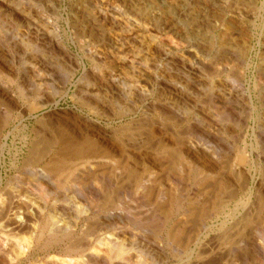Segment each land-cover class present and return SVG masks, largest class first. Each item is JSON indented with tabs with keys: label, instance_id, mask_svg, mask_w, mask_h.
<instances>
[{
	"label": "bare ground",
	"instance_id": "bare-ground-1",
	"mask_svg": "<svg viewBox=\"0 0 264 264\" xmlns=\"http://www.w3.org/2000/svg\"><path fill=\"white\" fill-rule=\"evenodd\" d=\"M250 73L255 78L247 81ZM201 96L236 122L241 145L230 148L220 139L221 115L205 120L190 109ZM68 99L75 109H60ZM90 112L112 122L129 118L127 126L142 128L159 147L150 154L144 140L136 148L127 133L94 124ZM155 115L184 127L186 140L168 136ZM194 136L225 151L211 155L202 144H212ZM9 149L38 177L42 193L17 183L0 192V264H148L136 258L162 255L156 242L187 253L201 230L207 237L214 230L216 222L207 226L208 220L222 216L218 238L229 239L232 229L242 233L229 262L261 264L264 0H0V164ZM164 164L173 177L187 175L182 188L168 190L157 179ZM71 179L101 186L90 194L72 186L78 194H67ZM193 185L197 193L185 208L184 188ZM211 188L218 193L208 196ZM151 197L156 203L147 212L129 205L148 207ZM175 215L180 218L165 239L139 233L148 230L144 220L159 217L163 225ZM253 224L258 230L246 235Z\"/></svg>",
	"mask_w": 264,
	"mask_h": 264
},
{
	"label": "rangeland",
	"instance_id": "rangeland-1",
	"mask_svg": "<svg viewBox=\"0 0 264 264\" xmlns=\"http://www.w3.org/2000/svg\"><path fill=\"white\" fill-rule=\"evenodd\" d=\"M254 54V52H252L247 58V60H248V63L249 64H251L252 66L253 65H256V63H257V61H256V59H255V56L253 55ZM253 61V62H252ZM255 63V64H254ZM62 74V73H61ZM79 77V74H77V78ZM255 77L250 73L249 74V76H248V78H247V81H248V79L249 80H253ZM76 80V79H75ZM99 94L100 95H105L104 94V92L103 91H99ZM202 98L204 97V96H201ZM204 99H206L205 97L201 100V98H200V100H201V102L199 101L198 103H197V107L196 106H194V105H192V103H190V109H193L192 111L194 112V113H196V114H199L200 113V115H202V117L203 116H205V117H200V118H202V119H205V120H209L208 118L210 117V114H211V116L212 115H215V116H213V118L214 119H217V117H220V115H221V119L219 118V119H217L218 120V123H219V125H221V127L219 126V128H220V130H221V128H222V134L220 133V139L222 138L223 140V142L228 146V147H230V148H234V147H237V146H239V145H241L242 144V141H243V139H242V136H240V135H242L241 133L242 132H239V131H241L240 130V128H239V126L237 125V127H236V122H233L234 120L233 119H229V118H227L226 119V117L223 115V110H221V108H218V107H216L215 105H211V104H213V103H207L208 101L207 100H204ZM204 103H203V102ZM205 101H207V102H205ZM203 105V106H202ZM192 106V107H191ZM68 107H73V109H75V107H74V104H73V101L71 100V99H68L67 101H64V102H62L61 103V105H60V109H65V108H68ZM195 107H196V109H195ZM203 108V109H202ZM209 108V109H208ZM217 108V109H216ZM204 109H205V111H204ZM214 110V112L216 113H214L213 112V110ZM204 111V114H203V111ZM212 110V111H211ZM219 110H221V112H219ZM197 111V112H196ZM200 111H202V112H200ZM209 113H208V112ZM218 111V112H217ZM199 112V113H198ZM207 112V113H206ZM202 113V114H201ZM222 113V114H221ZM206 114V115H205ZM209 114V115H208ZM219 116H218V115ZM89 115L91 116V118H92V120H93V122H94V124H96V125H101L104 129H106V130H108V131H110V132H112V133H114V134H121V133H124V134H126L125 135V137H127V138H129L130 139V141H131V143L133 144V146H135L136 148H139L138 147V145H140V142L142 143V141L144 142V140H145V142L146 143H142V145L141 146H143L144 145V150L145 151H147V152H149L150 154L152 153V154H154L155 152V149H157L158 147H159V144H157V145H153V144H155V143H153V142H149L150 141V139L148 138V133L147 132H145V131H143V129L141 128H137L136 126H135V129L136 130H133L134 129V126H131V128L129 127V126H127L129 123L127 122V120L129 119V118H126V119H124L121 123H119V121L118 120H115V121H110L106 116H103V115H95L94 113H92V112H90L89 113ZM207 116H209V117H207ZM138 118H140V117H142V114H140V115H138L137 116ZM154 118H156V120L158 119L159 121H158V123H157V121H155V119ZM210 118H212V117H210ZM153 119H154V121L159 125V123L161 124L160 126H163L164 128V131L167 133V135L168 136H173L174 138H177V140H182V138L184 137V140H186V138L188 137L187 135L188 134H185V136H184V133H187L184 129V127H180V126H177V125H175L174 124V122H172V121H170V120H166V119H164L163 117H161L160 115H155V116H153ZM221 120V121H220ZM225 120V121H224ZM230 120V121H229ZM232 121V122H231ZM127 122V123H126ZM163 122V123H162ZM223 122V123H222ZM124 123V124H123ZM221 123V124H220ZM163 124V125H162ZM198 124H200V122H198ZM228 124V125H227ZM231 124V125H230ZM123 125V126H122ZM125 125V126H124ZM222 125H224V128L222 127ZM226 126V127H225ZM228 126V127H227ZM119 127L121 128V129H124V127H128V128H125L124 130H121L120 129V131L119 132H117L118 130H116L117 128L119 129ZM175 127V128H174ZM229 127H230V129H229ZM184 128V129H183ZM228 128V129H227ZM132 129V130H131ZM227 131H226V130ZM239 129V130H238ZM116 130V131H115ZM139 130V131H138ZM142 130V131H141ZM183 130L185 131V132H183ZM230 130V131H229ZM232 130H234V131H232ZM236 130V131H235ZM127 131V132H126ZM225 132V133H224ZM230 132L232 133V137H230ZM131 133V134H130ZM170 133V134H169ZM135 134V135H134ZM176 134V135H175ZM240 134V135H239ZM132 135V136H131ZM140 137H138V136ZM132 138H131V137ZM147 136V140H146V137ZM235 136V137H234ZM180 137V138H179ZM186 137V138H185ZM145 138V139H144ZM197 137H195L194 136V139H196ZM237 138V139H236ZM135 139H137L138 141L137 142H139V144L138 143H136V142H134L135 141ZM142 139V140H141ZM200 140H201V142L199 141V140H194V141H198V142H200V143H208L209 141L207 140H203L202 138H199ZM239 139V140H238ZM133 140V141H132ZM9 142H10V144H11V142H12V139H10L9 140ZM249 144H251V139H249ZM148 143H150V145L152 146H150ZM206 143V144H207ZM210 143V142H209ZM228 143V144H227ZM9 144V145H10ZM210 144H212V147H210L211 145ZM209 145L210 146H205V144H202V146L205 148V149H210L208 152L209 153H211V155L212 154H214L216 151H218V149L219 148H217L215 145H217V144H215V143H210ZM214 144V145H213ZM137 145V146H136ZM147 145V146H146ZM140 146V147H141ZM147 148H146V147ZM156 146H157V148H156ZM10 147H12L13 149H14V146L13 145H10ZM148 147L150 148L151 147V149L152 148H154V149H148ZM208 147V148H207ZM210 147V148H209ZM146 148V149H145ZM214 148V149H213ZM216 148V149H215ZM9 151H10V149H9ZM8 150L6 151V156H5V159H4V161H3V165L2 164H0V192H2L4 189H6L9 185H11V186H14V185H16V183L18 184V185H16V186H14V187H16L17 189L19 188V185H21V187H22V189L24 190V189H28V190H32V192H34V193H37V194H41L42 193V189H41V187L40 186H38L39 184H37L38 183V180H35V179H38V177L37 176H34L35 174H29L24 168H25V166H24V160H23V157L21 158V159H17V160H15V159H13V154H12V151H10L9 152ZM215 151V152H214ZM219 151H225L224 149H222V150H220L219 149ZM154 157V156H153ZM159 158V157H158ZM157 158V160L159 161V162H161L160 160L162 159V162L163 163H167L166 161H169V160H165V159H163V158H159L158 159ZM15 160V161H14ZM13 161H14V163H13ZM18 161V162H17ZM165 161V162H164ZM15 164V166L13 165V164ZM162 163V164H163ZM167 165V164H166ZM165 164H164V167H165V169L166 170H163L161 173H160V175L157 177V179L159 180V181H161V182H163L162 184L166 187V189H168V190H171V188H173V187H175L176 185L179 187V188H182V185L184 186V184H183V182H185L186 181V179H188V177H187V175H185V174H179V175H181V177H179L178 175H177V173H175V177H173V176H171L168 172H170L171 170L170 169H172L171 168V166H170V164H168V166H166ZM20 166V167H19ZM168 169H169V171H168ZM38 170H41V168H38ZM25 172H27V173H25ZM19 173V174H18ZM22 174V175H21ZM171 176V177H173V178H171L169 175ZM28 175V176H27ZM33 177H32V176ZM22 176V177H21ZM176 176H177V178H176ZM185 176H186V178H185ZM20 177V178H19ZM179 177V178H178ZM30 178H31V180H30ZM160 178V179H159ZM168 178H170V179H168ZM171 179H172V181H171ZM178 180V183L176 182L177 180ZM33 180V181H32ZM40 180V179H39ZM181 180H183L182 182H181ZM72 181V182H71ZM71 181L68 183L69 185H66V187H68L69 188V186H70V189H68V190H64V192H66L67 194H74L75 192L74 191H78L79 190V188H78V186L80 187L81 186V184H79L80 183V180H79V182H78V180H77V183H76V181H74V180H72L71 179ZM36 182V183H35ZM81 182L82 183H85L84 185L86 186V188H84L85 186L84 185H82L80 188H82V189H80V190H82L83 192V194L84 193H86V194H90L91 192H93L92 191V189H94V188H96L97 186H101V183H94V182H92L90 179H87L86 181H85V179H84V182L81 180ZM188 182V181H187ZM20 183V184H19ZM24 183V184H23ZM73 183V184H72ZM74 183H76L77 184V186L74 184ZM175 183V184H174ZM180 183V184H179ZM22 184H23V186H22ZM36 184V185H35ZM79 184V185H78ZM94 185H95V187H94ZM171 185V186H170ZM174 185V186H173ZM28 186V187H27ZM33 186H35V187H33ZM37 186V187H36ZM72 186H75L76 187V190H75V187H72ZM90 186H91V189H90ZM20 187V188H21ZM29 187H31V188H29ZM192 187H194V188H192ZM192 187H190V188H188V189H186V188H184V191H185V197H184V201H185V205H184V207L186 208L188 205H189V202L188 201H190L189 199H191V195L193 194L194 195V193H197V190H198V186H192ZM72 188H74V189H72ZM194 190V191H192V189ZM38 189V190H37ZM87 189V190H86ZM89 189V190H88ZM191 189V190H190ZM197 189V190H196ZM180 190H182V189H180ZM210 190V189H209ZM211 190L212 191H209V194H208V196L210 195V194H217L218 193V190H217V188H215L214 190H213V188H211ZM37 191V192H36ZM67 191H69V192H67ZM76 191V194H78V192ZM184 191H183V193H184ZM207 191V190H206ZM191 192H193L192 194H191ZM192 195V196H193ZM157 196H158V194H157ZM175 198H179L178 200H176V201H178V202H180V199H182L181 198V195H178V194H175ZM153 197L155 198L156 197V195L154 196L153 195ZM153 197H151V199L149 200L150 201V203H151V205H150V203H148L149 205H148V207L146 206H140V205H137V203L135 202V201H131V203L132 202H134V203H130V200L128 201V204L131 206V208L132 209H135L134 211H137V212H147V211H149V209H151V207H153V205H152V202H153V200H155L153 203H156V199H154ZM159 197V196H158ZM194 198V196L192 197V199ZM133 199H134V197H133ZM223 200H224V198H223ZM152 201V202H151ZM81 204H83V203H81ZM188 204V205H187ZM97 207V206H96ZM183 207V209H185ZM222 207H224V205H222ZM94 210H95V207L93 208ZM147 209V211H145ZM219 210H222L221 212H223V210H224V208H222V209H219ZM93 212V211H92ZM136 212V213H137ZM156 218V217H155ZM175 218V219H174ZM179 218L180 217H177V215H175V216H173L168 222H163V225H162V222L161 221H163V220H161L160 221V219H159V217L158 218H156V219H154V218H152V220L154 219V222H156L157 224H156V226L158 225V221H160L159 223H160V227L159 226H157V227H159V229H161V231L157 228V230H159L160 232H157V230H156V232H154V230L156 229V227L154 226V222H152V223H154V224H152V225H150V223H151V221L152 220H149V221H147V222H145V220L143 221L144 223V226H143V224H142V226L143 227H146V225L147 224H149V225H147V227H148V230H143L144 232H142L141 230H139L138 232L139 233H146L145 234V236L146 237H148V238H151V239H154V237H152V236H155V234L157 235L158 233H162V234H160V235H162V237L165 239L166 237H167V235H165V233H169L173 228H174V225H173V223H175L176 224V222L179 220ZM159 219V220H158ZM173 219V220H172ZM177 219V220H176ZM172 221V222H171ZM217 221H219V219L218 220H215V221H213V220H208V222H207V226L208 225H210V226H212L213 225V223H215L216 225H214L213 226V229L215 230H213L212 232H210V234L208 235L209 237H207V235H205V234H207V233H205V232H207V230H201V237H200V241H198V242H196V243H193V244H190L191 245V248H189L188 249V251H187V253H186V251L185 252H178V251H176L174 248L172 249V246H170L169 244H168V246H167V241H166V243H165V241H163L162 243H158V242H156V245L157 246H160V248L164 251V253H162V255L161 254H159V256L158 255H153V258L155 259V260H152L151 261V259H149V258H147L146 257V255H141L140 254V257L137 259L136 258V260L138 261H141L142 262V260H143V262L145 261V262H147L148 264H190L191 263V261L193 262V261H195L194 263H192V264H198V262H199V264L202 262V264H204V262L205 261H207V263H205V264H231L230 262H234V258H230V257H233V256H231L232 254L230 253V252H228V251H230L231 250V248H232V246H233V244L234 245H236V243H238L239 241H237L238 239L240 240V237H239V234H242L240 231L241 230H239V229H235V232H234V229H232V231L230 232H227V233H229V236H228V238L229 239H231L230 241H229V239H224V238H222V237H220V238H218L219 237V233L221 232V231H223L224 229H222V223H223V216L220 218V221L219 222H217ZM221 222V223H220ZM209 223V224H208ZM218 223H220V226H219V224ZM255 225H257V228L259 229V226H258V224H256V223H254ZM253 224V227H248V229L249 228H251V229H249V231H248V229H247V231L245 230V233H246V235L247 234H249V233H251V232H256L255 230H258V229H254V227H255V225ZM162 225V226H161ZM149 226L151 227H154V228H150V229H153L152 231L150 230L149 231ZM215 226H216V228H215ZM168 227V228H167ZM169 227H171V228H169ZM164 228H167L168 230H166V229H164ZM218 228V229H217ZM220 228V229H219ZM170 229V230H169ZM251 230H254V231H251ZM260 230V229H259ZM218 231H219V233H218ZM197 232V231H196ZM214 232V233H213ZM234 232V233H233ZM200 233V232H199ZM205 233V234H204ZM216 233H217V236H216ZM222 233V232H221ZM150 234V235H149ZM154 234V235H153ZM214 234V235H213ZM234 234V235H233ZM243 234H244V232H243ZM152 235V236H151ZM215 236V237H211V236ZM233 235V237H231L230 238V236H232ZM166 236V237H165ZM206 236V237H205ZM236 236H238V237H236ZM235 237V238H234ZM202 238V239H201ZM209 238V239H208ZM216 238V239H215ZM207 241H206V240ZM221 239V240H220ZM223 239V240H222ZM237 239V240H236ZM182 240H183V238H182ZM214 240H215V242H214ZM218 240V241H217ZM228 241V242H226V241ZM234 240H235V242H234ZM210 241H212V242H210ZM225 241V242H224ZM186 241H185V239H184V241H182V243H181V245H183L184 247L183 248H185V243ZM207 242H209V243H207ZM219 242V243H218ZM201 243V244H200ZM205 243H207V244H205ZM204 244V245H203ZM224 244V245H223ZM229 244V245H228ZM194 245V246H193ZM197 245V246H196ZM223 247H226V248H228V249H226V248H224V249H226L225 250V252H224V249L222 248V246ZM226 245V246H225ZM166 246V247H165ZM193 246V247H192ZM201 246H203V248L201 247ZM221 246V247H220ZM229 246V247H228ZM231 246V247H230ZM207 247V248H206ZM213 247H215V248H213ZM194 248V249H193ZM209 248V249H208ZM219 248V249H218ZM223 249V252H221L220 253V257L221 258H219L218 257V260H216L217 259V256L219 255L218 253H219V250L220 249ZM198 249L200 250V249H202V251H199V252H201L200 254V258L199 257H197V252H198ZM203 249H205V250H203ZM214 249V253H209V250H213ZM230 249V250H229ZM174 251V252H173ZM179 254H178V253ZM196 252V253H195ZM199 252H198V254H199ZM203 252H206L205 254L203 253ZM217 252V253H216ZM228 253V257L226 256L227 254H225V253ZM223 253H224V255H223ZM164 254V255H163ZM213 255V254H215V255H213L214 257V259H212V256L211 255ZM190 255H192V256H190ZM194 255V256H193ZM222 255V256H221ZM164 256V257H163ZM179 256V257H178ZM188 256H190V257H188ZM205 256V257H204ZM208 256H211V258L209 257L208 258ZM204 257V258H203ZM189 259V260H186V259ZM196 258V259H195ZM231 259L230 260V262H229V260L228 259ZM161 259V260H160ZM181 259V260H180ZM205 259V260H204ZM212 259V260H211ZM197 260H199V261H197ZM202 260V261H201ZM214 260H216L217 262H214ZM204 261V262H203ZM209 261H212V263H210ZM144 262V263H145ZM261 264H264V259H263V261H262V263Z\"/></svg>",
	"mask_w": 264,
	"mask_h": 264
}]
</instances>
